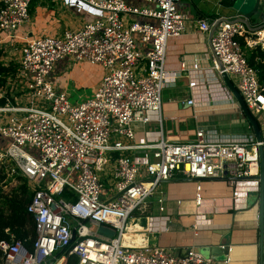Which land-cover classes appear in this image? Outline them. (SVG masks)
Returning <instances> with one entry per match:
<instances>
[{"label": "built area", "instance_id": "1", "mask_svg": "<svg viewBox=\"0 0 264 264\" xmlns=\"http://www.w3.org/2000/svg\"><path fill=\"white\" fill-rule=\"evenodd\" d=\"M82 1L97 11L87 12L79 29L25 37L19 67L0 88L5 99L0 103V166L11 181L17 176L28 180L33 196L27 211L36 223L31 248L5 230L10 237L0 240V264H66L73 254L77 264H216L196 245L180 254L134 238L137 230L129 221H138L153 198L163 215H153L150 232H170V226L157 227L160 217L170 221L160 186L176 176L224 181L235 199L241 181L260 184L264 133L259 141L222 75H229L253 114L264 112V83L247 56L249 48H264V26L252 27L240 15L199 20V28L211 34L206 59L212 64L203 69L195 61L188 71V103L194 105L203 94L200 69L207 70L205 76L222 93L215 91L214 97L231 102L241 127L225 133L203 126L188 142L169 141L162 134L138 138L136 124H163V92L188 68L186 61L180 70L166 68L168 42L186 27L187 16L179 9L183 0H137L143 6L128 0ZM0 2V34L14 39L30 20L32 0ZM63 60L104 69L91 97L72 103L69 93L55 85L53 73ZM195 197L202 205V183ZM224 264H231L229 256Z\"/></svg>", "mask_w": 264, "mask_h": 264}, {"label": "crops", "instance_id": "2", "mask_svg": "<svg viewBox=\"0 0 264 264\" xmlns=\"http://www.w3.org/2000/svg\"><path fill=\"white\" fill-rule=\"evenodd\" d=\"M128 1L134 5H143L141 1ZM238 1L180 2V11L187 16L186 27L180 36L171 38L168 42L166 68L169 71L180 70L183 61L187 62L188 68L163 92V124L155 121L136 124L138 138L147 135L156 138L162 134L169 141L188 142L194 139L196 130L203 126L218 127L225 133L231 130L234 132L241 127L239 120L237 121L231 112V102L225 100L226 97H214L215 91H219L218 94L222 93L218 83L212 80L209 74L205 76L207 70L200 69L205 81L201 86L203 94L196 97L194 105L188 103L192 98V89L189 85L192 79L188 71L195 61L203 69L212 64L210 59H206L211 34L199 28V20L243 16L235 8ZM252 9L251 3L250 10ZM96 11L95 7L82 0H32L30 20L25 26L17 29L14 39H10L6 33L0 34V48L5 52L3 61L6 64L13 62L18 68L21 59L20 48L25 43V37L31 39L43 35H59L67 30L79 29L86 22L87 12ZM256 18L259 16L249 21L250 26L264 25ZM89 64L60 61L56 64L52 81L59 89L68 93L73 89H90L93 95L104 75V69L100 68L93 72L88 67ZM89 82H92L91 88L81 87ZM137 153L143 154L144 151L138 150ZM198 183L203 185L204 200L200 206L195 200ZM237 188L240 196L235 199L233 188L224 181L176 176L160 186L166 207L164 214L169 215L170 221L166 222L164 217H160L157 227L162 229L165 225L170 226V232H150L153 215H163L152 198L147 203L143 216L138 221L133 219L129 221V225L137 230L131 235L134 238L138 236L147 239L151 243L176 248L180 254H186L187 248L196 245L201 251L214 256L216 264H224L228 256L231 264H261L260 184L256 180L241 181ZM195 224L199 225L198 230L193 228ZM92 229L97 233L99 231L95 226H92ZM99 234L103 232L99 231ZM229 248L232 251L228 252Z\"/></svg>", "mask_w": 264, "mask_h": 264}, {"label": "trees", "instance_id": "3", "mask_svg": "<svg viewBox=\"0 0 264 264\" xmlns=\"http://www.w3.org/2000/svg\"><path fill=\"white\" fill-rule=\"evenodd\" d=\"M241 42L245 46V42L243 40ZM4 55V50L0 48V88L5 86L7 77L17 69L15 63L6 64L3 61ZM247 56L249 63L256 68L260 81L264 83V48L260 45L249 48ZM0 103H5V99H0ZM3 146L0 139V148H3ZM9 182H11V179L8 177L6 170L0 166V240L10 237L9 233L5 231L9 228L17 238L25 240L26 246L31 248L36 236V223L33 215L27 211V205L32 199L33 192L28 180L23 176L15 177L12 184ZM64 195L69 196L71 192L65 191ZM77 263L78 257L73 254L68 257L66 264Z\"/></svg>", "mask_w": 264, "mask_h": 264}, {"label": "water", "instance_id": "4", "mask_svg": "<svg viewBox=\"0 0 264 264\" xmlns=\"http://www.w3.org/2000/svg\"><path fill=\"white\" fill-rule=\"evenodd\" d=\"M240 1V0H239ZM251 3L253 4V9L250 10ZM264 4L261 3V0H242L237 7H235L238 11L242 13V15L245 17L244 22L246 24H249V21L252 20L257 15L259 16L258 19L259 22L264 23V12L262 11V7ZM264 26V25H262ZM221 68L223 66L221 65ZM223 81L225 85L228 87V89L234 94L235 98L237 99L239 105L241 106L246 118L251 123V125L254 128L256 137L259 141L262 140L263 131L261 128V125L256 118V116L251 112V110L248 108L243 96L241 95L240 91L237 89L235 84L233 83L232 79L229 77L227 73H223L222 75ZM259 154H260V166H261V174L259 176L260 179V246H261V264H263L264 260V146L259 147ZM186 180V179H182ZM75 235V234H74ZM205 253L204 251H202ZM206 255H209L205 253ZM211 256V255H209Z\"/></svg>", "mask_w": 264, "mask_h": 264}, {"label": "rangeland", "instance_id": "5", "mask_svg": "<svg viewBox=\"0 0 264 264\" xmlns=\"http://www.w3.org/2000/svg\"><path fill=\"white\" fill-rule=\"evenodd\" d=\"M242 0L237 2V5L241 2ZM143 6V5H142ZM262 10H264V6H261ZM13 51H15L16 49H12ZM14 55V54H12ZM12 55H10V57H12ZM89 64L88 67L90 68V70H92L93 72H96L98 69L102 68L100 65H91ZM92 82H89L86 84V86H81L83 88H91ZM80 87V88H81ZM69 95H70V101L76 102V101H82L83 99H86L88 97L92 96L91 90L90 89H79V90H69ZM254 115L256 116V118L258 119L259 123L262 126V130L264 133V112L261 114H256L254 113Z\"/></svg>", "mask_w": 264, "mask_h": 264}]
</instances>
